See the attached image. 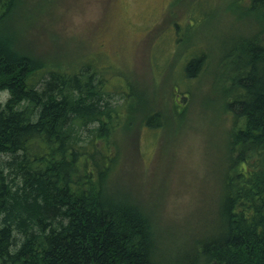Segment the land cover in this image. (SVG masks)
<instances>
[{
	"label": "trees",
	"instance_id": "obj_1",
	"mask_svg": "<svg viewBox=\"0 0 264 264\" xmlns=\"http://www.w3.org/2000/svg\"><path fill=\"white\" fill-rule=\"evenodd\" d=\"M241 1L251 24L223 41L212 69L194 48L179 67L186 80L212 71L229 127L214 221L172 251L127 183L112 178L120 155L111 138L132 131L120 115L139 105L131 93L113 97L118 87L95 57L61 65L37 56L22 21L0 37V264H264V0ZM27 2L0 0V21ZM183 98L170 102L177 123ZM139 119L144 131L166 120L150 109Z\"/></svg>",
	"mask_w": 264,
	"mask_h": 264
},
{
	"label": "rangeland",
	"instance_id": "obj_2",
	"mask_svg": "<svg viewBox=\"0 0 264 264\" xmlns=\"http://www.w3.org/2000/svg\"><path fill=\"white\" fill-rule=\"evenodd\" d=\"M17 10L0 21V37L22 21L23 43L37 56L61 65L95 57L105 83L118 87L113 97L131 93L139 105L120 117L132 131L111 138L120 155L113 181L127 183L147 208L164 249L191 246L213 223L220 193L229 121L217 93L221 82L210 69L223 41L251 24L240 6L234 0H28ZM192 48L206 53L211 68L186 80L179 67ZM182 94L177 123L170 102ZM6 97L0 92V101ZM148 109L165 115L161 130L139 127Z\"/></svg>",
	"mask_w": 264,
	"mask_h": 264
}]
</instances>
